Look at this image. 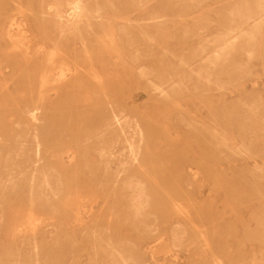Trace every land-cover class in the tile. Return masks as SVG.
Returning <instances> with one entry per match:
<instances>
[{"label": "rangeland", "instance_id": "374dc122", "mask_svg": "<svg viewBox=\"0 0 264 264\" xmlns=\"http://www.w3.org/2000/svg\"><path fill=\"white\" fill-rule=\"evenodd\" d=\"M120 1L84 4L100 16L90 38L136 137L112 131L99 82L59 90L0 70V154L28 155L36 140L66 152L46 158L57 196L33 210L34 240L16 227L28 202L0 181V263L264 264V0ZM38 5L23 0L16 20ZM31 30L34 48L53 47ZM122 135L137 161L121 155Z\"/></svg>", "mask_w": 264, "mask_h": 264}, {"label": "bare ground", "instance_id": "6f19581e", "mask_svg": "<svg viewBox=\"0 0 264 264\" xmlns=\"http://www.w3.org/2000/svg\"><path fill=\"white\" fill-rule=\"evenodd\" d=\"M64 1L65 3L63 2L62 5L58 0H51L50 2L38 0L39 14H33L32 18L26 17L18 22L15 11H18L23 0H0V16L5 15L9 11L5 17L0 18V62H2L0 70H2V77L10 78L11 80L19 78L20 81H23L21 80V76H23L25 83L29 86L35 83H38L40 86L51 84L59 90L67 88L86 90L89 86H93L96 82H99L97 90L100 92V100L103 107L109 112V123L106 122L112 126V131L115 130L117 133H134L133 137H136V133H140L137 122L134 121L133 125H129L130 123L128 122V124L126 121L128 118H122L113 106L115 101L111 99L108 88H110V84L114 80L107 74L106 61L99 60L100 55L96 53L93 40L90 38L95 32L96 25L98 24L96 23V19L100 17L99 14L86 10L84 0ZM110 19L111 16H108L107 21ZM33 26L43 37L45 43L53 45L48 51L44 43L37 49L31 44L32 38L38 36L31 30ZM29 32L30 34H28ZM130 34L132 35V33ZM123 37L125 36L123 35ZM128 39L125 38V41L130 40ZM131 44L129 43V46ZM122 45L124 47V43ZM80 59L83 61L80 62ZM134 59L136 60V58ZM82 62L83 64H81ZM97 71H100L101 75L97 74ZM34 118L35 116L33 115V121ZM130 128L131 130H129ZM97 129L99 130V127ZM122 138L124 144L121 146V155H125L130 162L137 161L140 150L139 145L129 135H122ZM54 152L57 154H52V148H42L39 141L36 140L34 150L28 153V155L16 149L5 154H0V181L5 179L4 184L10 190V201L16 204L27 201L29 204L26 225L23 226L22 224V226L17 225L16 227H22L20 232L28 234L33 240L36 236L37 227V219L34 218L33 210L38 206H40V209L45 210L48 202L57 196L45 172V161L49 156L60 160L66 152H57L56 150ZM116 174L118 176L120 173L117 172ZM129 186L134 188V186L128 183ZM59 192L64 194L66 198H78V191L70 190L67 187L60 188ZM38 195H40L39 202H37ZM41 196L45 198L49 196V199L41 200ZM35 258V264H39L38 255Z\"/></svg>", "mask_w": 264, "mask_h": 264}]
</instances>
